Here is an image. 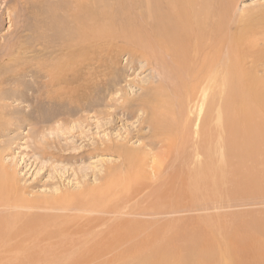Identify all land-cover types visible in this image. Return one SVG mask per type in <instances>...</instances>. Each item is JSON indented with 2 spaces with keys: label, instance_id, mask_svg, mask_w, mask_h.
<instances>
[{
  "label": "bare ground",
  "instance_id": "6f19581e",
  "mask_svg": "<svg viewBox=\"0 0 264 264\" xmlns=\"http://www.w3.org/2000/svg\"><path fill=\"white\" fill-rule=\"evenodd\" d=\"M235 1L223 6L217 0L19 2L7 52L17 57L27 50L43 60L36 73L45 78L47 102L93 108L126 72L150 70V86L126 99L128 107L120 106L123 117H138L139 126L149 130L141 147L117 145L121 165L108 172L101 188L72 203L85 220L64 242L83 235L79 251L87 258L56 249L70 244L63 241L51 253L59 254L57 259L47 255L67 232L70 199L27 198L0 158V264H110L98 259L120 248L124 257L135 256L123 264H264L262 224L256 223L254 236H231L219 261L206 237L224 227L223 218L195 214L199 207L218 210L233 201L245 206L247 193L264 194V127L258 114L243 118V106L255 105L253 96L264 93L249 84L244 88L241 78L232 76L237 74L226 25ZM28 15L34 17L29 40L22 35ZM31 48L35 51L28 52ZM123 54L129 65L119 72L114 63ZM39 209L60 215L34 213ZM57 215L66 223L60 225V218L52 223ZM131 215L150 221L126 218ZM111 219L113 226L95 234Z\"/></svg>",
  "mask_w": 264,
  "mask_h": 264
},
{
  "label": "rangeland",
  "instance_id": "374dc122",
  "mask_svg": "<svg viewBox=\"0 0 264 264\" xmlns=\"http://www.w3.org/2000/svg\"><path fill=\"white\" fill-rule=\"evenodd\" d=\"M20 1L23 0H0V41L5 43L0 50V57L2 56L0 59V158L6 166L9 165L7 166L9 172L18 177V185L27 198L53 197L59 202L62 201L61 203H64L65 199H70V202H65L69 209L71 206V209L64 211L71 217H66L67 222L69 221L67 232L61 239L54 240L50 254H47L52 259H57L59 254L53 256L51 253L57 251L55 248L60 245L58 242H64L70 234H73L72 230L78 224L82 225L85 220L81 213L77 216L72 203H79L91 188H101L108 181V172L121 165V158L116 151L117 145L125 144L131 148H138L147 142L145 136L149 127L139 126L138 117L132 119L123 117L120 106L128 107L129 98L141 96L143 90L150 86L151 71L145 69L141 73L139 70L135 73L126 72L120 82L114 83L111 94H102L104 95L102 104L93 108L47 102L45 78L36 73L37 64L42 63L43 60L35 53L26 54L27 50L22 51L18 58L16 55L10 56L7 52L9 46L7 41L15 30L11 16L14 19L20 16L17 12L21 8L17 7ZM217 2L219 6H223L227 0H217ZM227 13L229 16L226 31L230 28L227 32L232 46L231 68L237 74L232 76L241 78L244 88L249 84L258 89L257 93L263 94L264 0H236L235 3L230 4V11ZM20 22L21 18H19ZM33 24L34 17L28 15L25 23L27 28L22 34L27 36V40L32 38ZM32 51L35 50L32 48L28 50V52ZM34 54L37 57H34ZM128 58V55L123 54L116 59L114 64L117 63L116 66H119L116 68L119 72L129 65ZM107 77L110 78L108 74ZM248 80H254L253 85ZM246 99L247 96L244 95L243 103ZM253 99L255 105L251 107L247 105L245 108L243 106L244 121L251 115L258 114L264 127V97L253 96ZM248 165H252V162L248 161ZM104 178L106 181L102 183ZM71 197L77 199L74 201ZM246 200L245 206H237L233 201L227 204L228 208L209 211L199 207L195 212L198 217L212 213L213 216H219L213 219L223 218L224 227L216 228L212 236L206 237L214 244L212 250L217 251L219 261V253L226 252L227 242L231 236L250 233L254 236V233H258L256 223L264 226L262 223L264 194L247 193ZM34 213L60 212L39 209ZM58 215L57 219H51L52 223L53 221L57 224L60 222V225L66 223L65 219H61L62 217ZM131 216L126 218L150 221L147 217ZM113 224L114 219H111L94 233L98 234L99 230L105 232ZM83 229L86 230L85 234L90 233L88 228ZM82 236L64 242H70L65 248L56 249L70 250L75 259L83 255L86 257L87 252L79 251L83 246ZM83 241L86 242L87 239ZM92 244L93 242L85 244L84 250H89ZM74 250L78 251L75 253ZM124 252L125 250L120 248L104 254L106 257L103 255L104 257L98 259L99 263L106 260H112L110 264H123L125 260L135 261V256L129 254L128 258L124 257ZM184 255V258L189 257L187 253Z\"/></svg>",
  "mask_w": 264,
  "mask_h": 264
}]
</instances>
